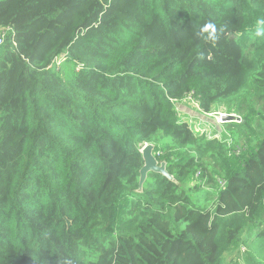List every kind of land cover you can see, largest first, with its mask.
Returning a JSON list of instances; mask_svg holds the SVG:
<instances>
[{
  "label": "trees",
  "instance_id": "1",
  "mask_svg": "<svg viewBox=\"0 0 264 264\" xmlns=\"http://www.w3.org/2000/svg\"><path fill=\"white\" fill-rule=\"evenodd\" d=\"M261 21L264 0H0V264H264ZM184 102L239 121L196 131ZM145 143L176 182L137 191Z\"/></svg>",
  "mask_w": 264,
  "mask_h": 264
},
{
  "label": "water",
  "instance_id": "2",
  "mask_svg": "<svg viewBox=\"0 0 264 264\" xmlns=\"http://www.w3.org/2000/svg\"><path fill=\"white\" fill-rule=\"evenodd\" d=\"M239 120V117L233 113H222L220 116V122L225 123L229 121ZM154 145L152 143H145L140 149L143 165L139 169V180H138V189L140 192L142 190L143 183L147 177L148 172L160 173L165 176L167 179L176 182V179L170 174L166 169L165 161H158L155 155L153 154ZM67 225L70 224V221L66 219Z\"/></svg>",
  "mask_w": 264,
  "mask_h": 264
},
{
  "label": "rangeland",
  "instance_id": "3",
  "mask_svg": "<svg viewBox=\"0 0 264 264\" xmlns=\"http://www.w3.org/2000/svg\"><path fill=\"white\" fill-rule=\"evenodd\" d=\"M185 103V102H184ZM194 107L191 104H188L187 102L184 105V108H180L181 111H183V119L191 125L192 128H199V130H208V131H218L219 126L225 127L224 124L219 123L217 121V115L211 114L212 117L216 116L215 122L211 119H205L201 117L199 114L196 113V111L193 109ZM170 138L168 136H164L163 140H169ZM257 139L253 140L256 142Z\"/></svg>",
  "mask_w": 264,
  "mask_h": 264
},
{
  "label": "clouds",
  "instance_id": "4",
  "mask_svg": "<svg viewBox=\"0 0 264 264\" xmlns=\"http://www.w3.org/2000/svg\"><path fill=\"white\" fill-rule=\"evenodd\" d=\"M260 23L262 25H264V21H261ZM197 35H199L204 40H209L210 39V37L209 36H205L202 31L200 33H197ZM255 35L258 36V37L259 36H264V27H258L256 29V31H255Z\"/></svg>",
  "mask_w": 264,
  "mask_h": 264
},
{
  "label": "built area",
  "instance_id": "5",
  "mask_svg": "<svg viewBox=\"0 0 264 264\" xmlns=\"http://www.w3.org/2000/svg\"><path fill=\"white\" fill-rule=\"evenodd\" d=\"M2 42V38L0 37V43ZM187 99L189 100V101H191L192 103H194V105L195 106H198V104H197V102L194 100V98L192 97V95H190L189 97H187ZM222 113H224V112H218L217 113V121L219 122V123H221L220 122V116L222 115ZM239 121V120H238ZM194 130H196V131H201V130H199V128H193Z\"/></svg>",
  "mask_w": 264,
  "mask_h": 264
}]
</instances>
